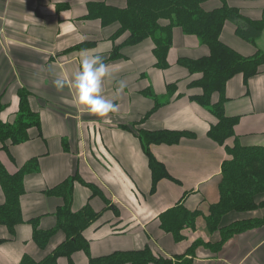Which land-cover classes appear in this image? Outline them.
Segmentation results:
<instances>
[{"label":"crops","instance_id":"1","mask_svg":"<svg viewBox=\"0 0 264 264\" xmlns=\"http://www.w3.org/2000/svg\"><path fill=\"white\" fill-rule=\"evenodd\" d=\"M100 1L111 7L126 5V0H0V119H14L22 88L30 93L29 105L40 118L39 129L32 127L28 140L0 149V162L10 174L37 158V169L23 177V221L14 234L0 224V264H20L24 255L40 260L63 241V233H56L47 247L40 249L32 239L29 221L38 219L41 230L55 226V210L63 200L44 191L75 174L95 184L106 202L98 195L91 197V190L81 182L73 183L72 210L89 203L101 213L83 232L89 253L75 252L73 264H89L88 256L97 258L145 246L155 256L172 258L185 253L198 239L205 243L217 239L207 232L202 214L193 227L181 230L179 241L160 226V216L177 204L195 211L219 200L221 166L227 158L225 145L208 135L215 117L190 99L201 91L189 86L198 74L177 64L179 58L207 55V47L197 36L174 28L165 69L155 66L150 38L123 45L120 57L109 59L114 45L122 44L127 34L114 40L119 23L102 24L99 18L87 16L89 3ZM226 2L249 20L259 19L264 9V0ZM221 4V0H209L203 6L210 10ZM235 29L236 22L226 21L221 40L243 56L264 52V29L254 44L240 38ZM79 44L85 46L73 49ZM84 55H99L108 66L102 95L118 105L117 112L97 116L76 104L70 83L61 91L54 87L53 81L61 75L70 82ZM120 82L125 87L117 95ZM168 83L177 84L171 97L167 95ZM147 89L161 97L162 104L145 118L154 106L153 99L143 93ZM224 94L225 114L238 117L233 128L238 142L264 145V63L248 81L240 73L234 75L227 81ZM216 97L214 94L213 99ZM134 129L193 134L176 144L150 145L151 154L172 178L160 179L154 191L148 159ZM232 142V138L227 140V144ZM4 200L0 186V204ZM243 216L228 214L222 221L226 224ZM57 264L69 261L61 257ZM193 264H264V226L236 234L218 253L199 246Z\"/></svg>","mask_w":264,"mask_h":264},{"label":"trees","instance_id":"2","mask_svg":"<svg viewBox=\"0 0 264 264\" xmlns=\"http://www.w3.org/2000/svg\"><path fill=\"white\" fill-rule=\"evenodd\" d=\"M207 1L209 0H126L123 8L107 6L101 1L88 5V17L99 18L102 24L112 21L119 23L118 30L113 35L114 40L121 34H127L122 44L114 45L109 59L119 58L123 45L138 44L150 38L154 43L155 66L165 69L169 65L167 54L173 42L174 28L185 34L197 36L200 43L207 47L208 54L196 59L179 58L177 64L191 74H198L189 86L198 87L201 91L190 95V99L205 107L215 117L216 121L208 130V135L217 143L225 145L227 153V158L221 166L218 202L195 211L187 210L181 203L160 216L161 228L171 232L175 241L181 240V230L188 226L193 227L196 218L201 214L207 232L216 235L217 239L206 243L198 239L185 253L172 258L155 256L151 249L145 246L137 250L115 251L97 258L88 256L89 264H193L195 251L199 246H204L212 253H218L236 234L264 226V145H241L233 130L238 117L227 116L224 110L227 100L224 90L227 81L239 73L243 75L245 81L256 75L264 63V52L257 50L253 56H243L221 40L224 24L230 20L236 22L235 33L243 40L254 44L264 29V9L259 19L249 20L237 8L227 5L226 0H221V6L210 10L203 6ZM84 46L85 44H79L73 49H81ZM166 89L167 95L171 97L177 90V84L168 83ZM143 93L154 101V106L146 118L162 104V101L151 89ZM214 94L217 95L215 99ZM18 95L19 107L14 119L11 122H3L0 119V149L3 150L28 140L29 130L32 127L37 129L40 127L39 115L29 105L30 93L22 88ZM133 132H136L147 156L152 178L151 190L154 191L160 179L172 178L165 166L151 154L150 145L176 144L181 138L193 137V134L166 129L152 131L134 129ZM231 138L233 142L227 144V140ZM36 169L37 158L30 159L13 174H10L0 162V186L5 196L4 202L0 204V224L4 225L10 234H14L15 227L23 221L20 208V198L24 193L23 177L27 172ZM75 181L87 186L92 192L91 197L98 195L106 202L95 184L81 180L77 174L45 190L46 195L60 197L63 203L55 210L54 227L41 230L37 227L38 219L29 221L33 226L32 239L40 249H45L56 233H63L64 239L42 259L35 260L24 255L20 264H57L61 257H65L69 264H73L72 255L75 252L89 253V243L83 232L100 218L101 213L94 211L89 203L78 211L72 210V188ZM247 213L248 216L244 217L243 215ZM228 214L243 217L224 224L222 220Z\"/></svg>","mask_w":264,"mask_h":264},{"label":"clouds","instance_id":"3","mask_svg":"<svg viewBox=\"0 0 264 264\" xmlns=\"http://www.w3.org/2000/svg\"><path fill=\"white\" fill-rule=\"evenodd\" d=\"M108 75V66L101 56L84 55L80 59L78 70L72 74L70 82L61 75L53 81V85L57 91H61L70 83L75 93L76 104L90 113L104 117L118 111V105L102 95V83ZM124 87L125 84L120 82L117 95Z\"/></svg>","mask_w":264,"mask_h":264},{"label":"rangeland","instance_id":"4","mask_svg":"<svg viewBox=\"0 0 264 264\" xmlns=\"http://www.w3.org/2000/svg\"><path fill=\"white\" fill-rule=\"evenodd\" d=\"M194 36V35H193Z\"/></svg>","mask_w":264,"mask_h":264}]
</instances>
